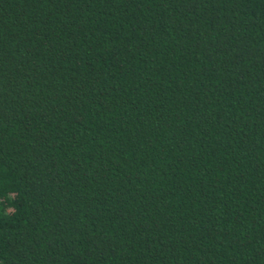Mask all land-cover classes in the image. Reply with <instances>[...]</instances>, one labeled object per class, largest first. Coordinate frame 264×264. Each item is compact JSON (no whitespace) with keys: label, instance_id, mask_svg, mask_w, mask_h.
<instances>
[{"label":"trees","instance_id":"trees-1","mask_svg":"<svg viewBox=\"0 0 264 264\" xmlns=\"http://www.w3.org/2000/svg\"><path fill=\"white\" fill-rule=\"evenodd\" d=\"M0 264H264V0H0Z\"/></svg>","mask_w":264,"mask_h":264}]
</instances>
